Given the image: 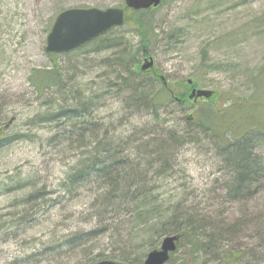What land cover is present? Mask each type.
I'll return each mask as SVG.
<instances>
[{
	"label": "rangeland",
	"instance_id": "obj_1",
	"mask_svg": "<svg viewBox=\"0 0 264 264\" xmlns=\"http://www.w3.org/2000/svg\"><path fill=\"white\" fill-rule=\"evenodd\" d=\"M124 6V0H0V264H83L88 251L112 256L118 248L105 237L68 255L53 251L38 261L29 260L45 250L51 239L98 225L79 217L100 190L86 188L71 196L60 187L84 151L82 143L68 133L64 122L41 121L61 106L66 94L63 85L79 89L81 100L92 96L98 105L93 120L122 125L116 134L124 140L133 132L139 134L130 146L133 152L124 157L132 161L139 160L134 154L138 146L150 141L144 134L158 139L170 131L187 133L197 113L194 106L226 111L230 102L246 103L253 97L259 105L246 107L241 115L264 123V0H166L155 12L150 57L135 66L132 61L128 68L142 71L145 61L153 58L154 68L149 71H157L181 100L160 112L159 118L167 123L161 127L147 112L137 116L132 110L126 112L124 96L111 91L107 80L117 79L105 76L104 61L116 56L112 51L97 52L93 43L59 57L45 52L47 37L63 11ZM114 36L139 49L140 37L132 25ZM55 65L65 75L64 84L38 96L31 83L33 72ZM199 93L209 95L199 97ZM237 112L229 110L230 116ZM195 129L199 141L171 148V171L158 181L157 194L165 205L182 203L201 210L210 226L229 240L233 254L242 248L252 261L264 264V187L250 199L226 201L229 176L220 143ZM258 152L264 161V150ZM188 254L185 246L179 249L172 264L184 260L192 264Z\"/></svg>",
	"mask_w": 264,
	"mask_h": 264
},
{
	"label": "trees",
	"instance_id": "obj_2",
	"mask_svg": "<svg viewBox=\"0 0 264 264\" xmlns=\"http://www.w3.org/2000/svg\"><path fill=\"white\" fill-rule=\"evenodd\" d=\"M165 1H162L161 7ZM160 8L128 11L125 26L132 25L140 37L138 50H134V46L131 48L122 36L113 37L121 29L116 28L76 51L93 43L98 47L95 50L97 52L112 51L116 56L104 61V69L107 71L105 76L117 79L116 82L110 78L107 80L111 91H118L120 98L124 96L126 112L132 110L134 116L147 112L153 118L152 122L161 127L167 123L159 118L160 112L178 101L181 103V100L170 85L159 77L157 71L142 72L135 69V72H131L128 68L132 66V61L135 66L140 59L150 57L148 48L155 42L156 35L154 14ZM31 78L32 87L38 96L62 86L66 79L57 65L50 70H36ZM62 88L66 94L65 98L62 96L61 106L48 119L41 121L64 122L66 129H69L68 133L76 136L79 145L82 143L80 148L84 151L60 187L71 196L79 195L86 188L99 189L88 210L79 217L84 223L94 220L98 225L91 230H77L60 239H51L45 250L29 260L38 261L53 251L68 255L108 237L111 245L118 247L113 255L107 256L103 252L94 255V251H88L84 254L83 264H96L103 260L144 264L147 255L158 250L161 240L177 236L180 238L177 252L185 246L189 250L188 260L192 264H258L251 260V254L245 249L238 248L236 254H233L229 250V240L220 234V229L210 226L207 215L201 210L182 203L165 205L157 194V183L171 171V148L189 141H199L192 131L196 128L195 131L200 135L220 143V155L229 176L225 185L226 201H242L255 196L264 187V161L258 152L264 150V123L248 114H241L246 107H257L260 100L258 102L251 97L246 103L230 102L226 111L192 106L197 113L193 117L194 122L186 121L190 126L187 133L170 131L158 139L154 138V134L147 138L144 134L143 138L150 141L138 146L134 154H138L139 160L132 161L124 157L128 151H132L130 146L139 134L133 132L125 141L121 134H116L122 131L119 130L122 125L113 122L101 124L99 120H93L98 105L92 96L86 95L87 99L81 100L79 89H69L64 85ZM69 101L75 105L69 104ZM230 109L238 110L234 114L238 115L237 119L230 116ZM243 127L246 130L242 133L239 130ZM239 229L233 227L235 231ZM175 254L168 264L173 263ZM183 264L188 263L184 260Z\"/></svg>",
	"mask_w": 264,
	"mask_h": 264
},
{
	"label": "water",
	"instance_id": "obj_3",
	"mask_svg": "<svg viewBox=\"0 0 264 264\" xmlns=\"http://www.w3.org/2000/svg\"><path fill=\"white\" fill-rule=\"evenodd\" d=\"M126 10L135 12L157 9L162 0H124ZM124 8L81 9L72 8L60 13L47 37V54L64 55L104 36L126 23ZM154 59L150 58L142 66V72L154 68ZM191 83V82H190ZM195 92H193V96ZM199 97H208L207 93H199ZM193 96L191 98H193ZM180 238L170 236L163 239L160 249L148 254L144 264H168L171 255L178 249ZM96 264H123L114 261H102Z\"/></svg>",
	"mask_w": 264,
	"mask_h": 264
},
{
	"label": "bare ground",
	"instance_id": "obj_4",
	"mask_svg": "<svg viewBox=\"0 0 264 264\" xmlns=\"http://www.w3.org/2000/svg\"><path fill=\"white\" fill-rule=\"evenodd\" d=\"M226 169V168H225Z\"/></svg>",
	"mask_w": 264,
	"mask_h": 264
}]
</instances>
